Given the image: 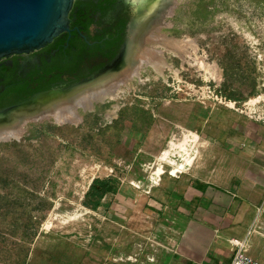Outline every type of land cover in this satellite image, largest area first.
Instances as JSON below:
<instances>
[{"label": "rangeland", "instance_id": "obj_1", "mask_svg": "<svg viewBox=\"0 0 264 264\" xmlns=\"http://www.w3.org/2000/svg\"><path fill=\"white\" fill-rule=\"evenodd\" d=\"M159 7L127 60L136 62L145 47L160 50L162 74L144 67L114 100L79 111L78 123L28 119L16 123L18 138L0 142V264H150L152 224L139 223L136 212L125 227L102 208L83 211V195L93 178L113 177L123 185L119 194L134 199L170 142L190 132L192 109L212 112L214 127L199 134L191 167L242 171L254 143L264 151V0H164ZM183 41L192 44L175 47ZM247 77L258 96L238 106L222 96L223 84L246 91L238 85ZM24 98L11 95L0 108ZM30 110L37 109L14 111ZM163 168L168 175L170 166Z\"/></svg>", "mask_w": 264, "mask_h": 264}, {"label": "crops", "instance_id": "obj_2", "mask_svg": "<svg viewBox=\"0 0 264 264\" xmlns=\"http://www.w3.org/2000/svg\"><path fill=\"white\" fill-rule=\"evenodd\" d=\"M192 110L186 126L190 132L199 137L213 129L212 112L197 115ZM254 148L250 166L242 171L228 167L204 172L190 166L176 174L163 172L134 199L119 194L123 185L118 182L97 211L104 209L125 227L132 212L139 223H151V245L157 248L150 264H229L234 252L230 241L245 239L249 255L264 264V151Z\"/></svg>", "mask_w": 264, "mask_h": 264}, {"label": "flooded vegetation", "instance_id": "obj_3", "mask_svg": "<svg viewBox=\"0 0 264 264\" xmlns=\"http://www.w3.org/2000/svg\"><path fill=\"white\" fill-rule=\"evenodd\" d=\"M157 15L149 11L148 0H74L68 31L40 50L0 60V98L16 86L39 80L51 84L47 90L32 88L27 97L0 108V113L37 95L63 92L125 69L140 30ZM53 76L58 78L53 81Z\"/></svg>", "mask_w": 264, "mask_h": 264}, {"label": "bare ground", "instance_id": "obj_4", "mask_svg": "<svg viewBox=\"0 0 264 264\" xmlns=\"http://www.w3.org/2000/svg\"><path fill=\"white\" fill-rule=\"evenodd\" d=\"M159 9V8H158ZM192 44L191 41H183L176 43L175 47L186 49ZM140 57L136 62H129L126 72L121 75L113 73L109 76H103L87 83L78 85L66 92L63 96L52 101H48L46 105L35 107L36 111L19 112L12 111L3 118L0 117V142L19 137V130L16 123L25 122L28 119L40 120L44 117H51L57 123H73L80 121L79 111H92L97 103H103L105 100H114L120 92V87L126 79H135L139 76V71L144 67H152L159 74L167 66L163 53L151 47H145L140 53ZM200 68L208 69L204 62L200 59L196 60ZM210 71V70H209ZM123 74V75H122ZM117 75V76H116ZM254 100H251V102ZM34 108V109H35ZM33 109V107H32ZM15 122H12L11 119ZM199 143V137L196 133L188 132L184 140L180 143L171 141L167 150L160 157V165L150 177V183L155 184L160 175L164 172L163 163L170 166V173L176 174L181 170L189 167L194 160L195 149ZM175 157L180 160L177 162ZM83 211L92 212L84 207ZM48 224V223H47Z\"/></svg>", "mask_w": 264, "mask_h": 264}, {"label": "water", "instance_id": "obj_5", "mask_svg": "<svg viewBox=\"0 0 264 264\" xmlns=\"http://www.w3.org/2000/svg\"><path fill=\"white\" fill-rule=\"evenodd\" d=\"M163 1L148 0L149 11L159 10ZM73 4L74 0H0V60L40 50L68 31ZM77 86L63 92L53 90L37 95L24 104L0 113V117L17 109L46 105Z\"/></svg>", "mask_w": 264, "mask_h": 264}, {"label": "trees", "instance_id": "obj_6", "mask_svg": "<svg viewBox=\"0 0 264 264\" xmlns=\"http://www.w3.org/2000/svg\"><path fill=\"white\" fill-rule=\"evenodd\" d=\"M57 78L58 76H53V81L56 80ZM42 81L39 80L37 82H33L32 84L27 85L25 87L16 86L13 89H9V94L0 98V102L3 99L6 100L7 97L10 98L11 95H14V94L15 95L21 94L27 97L29 93L32 92L31 90L32 88H33V91L47 90L50 86L49 85L45 87L42 86L41 85ZM242 85H248L249 88L246 91H242V90H238L234 88L228 89L226 87V84H223L222 86L223 90L221 91V94L226 100L234 102L237 106L242 105L246 103L248 100L258 96L259 92L255 88L254 79L250 80L247 77L244 79V83L239 82L238 86L241 87ZM117 183L118 181L113 177H110L108 179H103V180H100L97 178L93 179V181L88 187V190L84 194V197L81 203L82 206L90 211L96 212L97 208L100 206L101 201L104 199V197L107 194H109L112 191L113 187L116 186Z\"/></svg>", "mask_w": 264, "mask_h": 264}, {"label": "built area", "instance_id": "obj_7", "mask_svg": "<svg viewBox=\"0 0 264 264\" xmlns=\"http://www.w3.org/2000/svg\"><path fill=\"white\" fill-rule=\"evenodd\" d=\"M234 246V252L229 264H259L248 253L249 242L248 240L230 241Z\"/></svg>", "mask_w": 264, "mask_h": 264}]
</instances>
